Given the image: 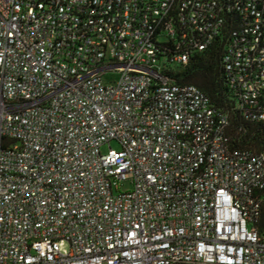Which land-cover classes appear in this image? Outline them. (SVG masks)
<instances>
[{"label":"built area","instance_id":"obj_1","mask_svg":"<svg viewBox=\"0 0 264 264\" xmlns=\"http://www.w3.org/2000/svg\"><path fill=\"white\" fill-rule=\"evenodd\" d=\"M216 41L264 121V0H0V264H264V153L165 73Z\"/></svg>","mask_w":264,"mask_h":264},{"label":"trees","instance_id":"obj_2","mask_svg":"<svg viewBox=\"0 0 264 264\" xmlns=\"http://www.w3.org/2000/svg\"><path fill=\"white\" fill-rule=\"evenodd\" d=\"M223 42L216 41L203 52L193 53L186 64L168 63L165 73L174 83L193 85L209 99L210 104L228 117L226 135L233 149L264 153V121L245 118L238 109L235 89L228 85L222 66ZM259 225L264 230V208Z\"/></svg>","mask_w":264,"mask_h":264},{"label":"rangeland","instance_id":"obj_3","mask_svg":"<svg viewBox=\"0 0 264 264\" xmlns=\"http://www.w3.org/2000/svg\"><path fill=\"white\" fill-rule=\"evenodd\" d=\"M111 147L114 148V149L117 148L116 145H114V144H112ZM105 149H106V148H104V150H105ZM60 249H61V251H62L63 253H67L68 250H69V246H68V244H67L65 241H62V242H60Z\"/></svg>","mask_w":264,"mask_h":264}]
</instances>
